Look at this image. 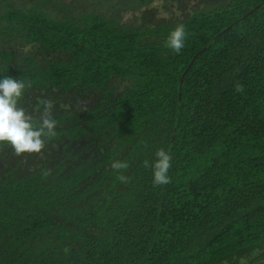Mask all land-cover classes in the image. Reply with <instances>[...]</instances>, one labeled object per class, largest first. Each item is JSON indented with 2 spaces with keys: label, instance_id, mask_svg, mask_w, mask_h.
<instances>
[{
  "label": "trees",
  "instance_id": "16d2710c",
  "mask_svg": "<svg viewBox=\"0 0 264 264\" xmlns=\"http://www.w3.org/2000/svg\"><path fill=\"white\" fill-rule=\"evenodd\" d=\"M4 76L57 126L0 145V264H264V0H0Z\"/></svg>",
  "mask_w": 264,
  "mask_h": 264
},
{
  "label": "clouds",
  "instance_id": "9594fccd",
  "mask_svg": "<svg viewBox=\"0 0 264 264\" xmlns=\"http://www.w3.org/2000/svg\"><path fill=\"white\" fill-rule=\"evenodd\" d=\"M186 31L180 25L172 30L166 40V46L179 54L185 46ZM25 84L10 76L0 77V145H7L17 155L40 153L45 147V138L55 135L56 120L51 114V105L46 107L39 127H35L24 109L18 107ZM242 86H237L241 91ZM114 168L123 167L114 163ZM154 185L169 183L168 170L171 167V156L163 149L155 154L151 164Z\"/></svg>",
  "mask_w": 264,
  "mask_h": 264
},
{
  "label": "rangeland",
  "instance_id": "374dc122",
  "mask_svg": "<svg viewBox=\"0 0 264 264\" xmlns=\"http://www.w3.org/2000/svg\"><path fill=\"white\" fill-rule=\"evenodd\" d=\"M132 19V18H131Z\"/></svg>",
  "mask_w": 264,
  "mask_h": 264
}]
</instances>
